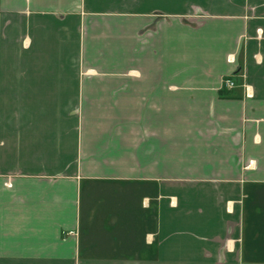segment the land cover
<instances>
[{
  "label": "crops",
  "instance_id": "obj_1",
  "mask_svg": "<svg viewBox=\"0 0 264 264\" xmlns=\"http://www.w3.org/2000/svg\"><path fill=\"white\" fill-rule=\"evenodd\" d=\"M0 264H264V0H0Z\"/></svg>",
  "mask_w": 264,
  "mask_h": 264
},
{
  "label": "built area",
  "instance_id": "obj_2",
  "mask_svg": "<svg viewBox=\"0 0 264 264\" xmlns=\"http://www.w3.org/2000/svg\"><path fill=\"white\" fill-rule=\"evenodd\" d=\"M224 87L227 89H233L235 87V83L230 79H226L224 82Z\"/></svg>",
  "mask_w": 264,
  "mask_h": 264
}]
</instances>
